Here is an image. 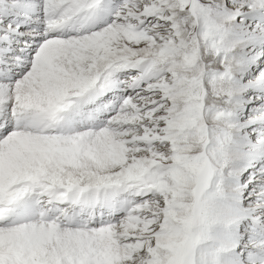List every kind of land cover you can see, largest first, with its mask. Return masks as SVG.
<instances>
[{
	"label": "snow or ice",
	"instance_id": "6c2138e0",
	"mask_svg": "<svg viewBox=\"0 0 264 264\" xmlns=\"http://www.w3.org/2000/svg\"><path fill=\"white\" fill-rule=\"evenodd\" d=\"M0 264H264V0H0Z\"/></svg>",
	"mask_w": 264,
	"mask_h": 264
}]
</instances>
